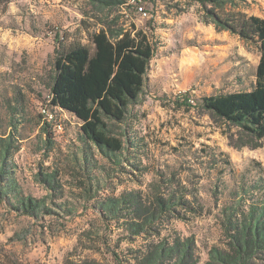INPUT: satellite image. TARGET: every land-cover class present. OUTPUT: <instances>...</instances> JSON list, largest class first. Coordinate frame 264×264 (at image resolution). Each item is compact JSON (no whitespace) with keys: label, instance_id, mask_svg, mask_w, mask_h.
I'll use <instances>...</instances> for the list:
<instances>
[{"label":"rangeland","instance_id":"rangeland-1","mask_svg":"<svg viewBox=\"0 0 264 264\" xmlns=\"http://www.w3.org/2000/svg\"><path fill=\"white\" fill-rule=\"evenodd\" d=\"M142 4L147 19L131 7L101 12L84 0L0 2V134L13 132L19 140L20 149L12 161L23 193L45 200L51 210L36 219L0 201V264H80L86 259L113 264L104 247L102 253L82 248L88 242L80 239L81 232L90 224H99L93 204L125 190L144 191L154 180L155 170L175 172L189 182V188L197 189L203 215L187 223L172 222L161 236L171 230L181 237L192 236L198 264H204L212 247L223 246L220 213L231 203L232 194L242 189L251 202L252 194L255 200L256 194L264 193V139L256 149H236L229 139L235 130L228 131L200 108L203 97L252 90L259 49L205 23L195 3L147 0ZM235 9L264 18V0L238 2ZM132 28L146 33L156 52L139 99L128 107L124 122L111 124L124 143L118 158L130 160L128 164L123 160L122 167L128 171L132 163L146 167L141 175L135 172L129 176L102 159L94 146L89 153L81 140V122L50 107L49 85L56 49L77 42L92 50L93 32ZM184 96L189 109L176 102ZM45 106L62 125L61 131L49 129L54 144L48 153L40 117ZM84 158H93L87 171L82 170ZM99 164L110 170L108 177L96 169ZM40 166L59 172L62 199L51 203L49 192L35 180ZM81 174L90 177L93 200L83 201L74 195L78 189L73 177L78 180ZM60 203L74 212L64 215L57 207ZM99 232L107 248L115 249L120 257L128 247L141 244L139 239L131 245L122 242L116 249L119 233L111 227H99Z\"/></svg>","mask_w":264,"mask_h":264},{"label":"trees","instance_id":"trees-1","mask_svg":"<svg viewBox=\"0 0 264 264\" xmlns=\"http://www.w3.org/2000/svg\"><path fill=\"white\" fill-rule=\"evenodd\" d=\"M84 1L101 12L126 7V0ZM185 1L197 4L205 23L212 24L217 31L228 32L259 49L252 90L200 100V108L215 122H220L228 131L235 130L229 136L232 147L256 149L264 139V18L249 16L235 9L238 2L247 0ZM90 41L92 50L76 42L54 51L53 77L49 85L50 107L68 112L81 122V140L90 154V146H94L102 159L118 167L122 173L132 176L138 172L141 175L146 167L139 163L129 164L132 167L129 171L122 167L123 160L127 164L130 160L118 158L125 149L124 143L114 133L111 124L124 122L128 107L139 99L156 46L146 33L135 28L125 31L100 29L90 35ZM176 102L191 108L186 96ZM40 117L45 134V152L48 153L54 144L53 132L49 129H55V125L61 122L55 118L48 123L43 116ZM19 149V140L13 132L0 134V201H6L14 211L24 216L37 219L42 214H51L45 200L25 195L15 178L17 167L12 156ZM92 161L93 158H84L82 170L87 171ZM95 167L108 177L110 170L106 166L99 164ZM154 175V180L144 191L125 190L96 200L93 209L98 214L99 224H90L81 232L80 239L83 237L88 242V245H82L83 249L102 253L101 247H104L113 264L199 263L197 245L192 236L181 237L174 230L165 237L161 236L172 222L187 223L203 215L204 208L199 202L197 189L189 188V182L182 181L175 172L155 170ZM80 177H76L78 180L73 177L74 187L78 189L75 197L83 201L93 200L94 186L90 177L85 179L82 174ZM34 178L49 192L51 203L63 198L64 189L57 170L40 166ZM256 195L257 199L254 200L252 194L249 202L242 189L232 194L231 203L220 213L223 246L212 247L204 264H264V193ZM57 207L64 215L74 212L62 203ZM99 227H111L119 233L116 249L122 242L131 245L139 239L141 244L136 248L128 247L120 257L115 249L107 248ZM80 243L84 242L80 240ZM80 264L109 263L105 259L102 262L86 259Z\"/></svg>","mask_w":264,"mask_h":264},{"label":"built area","instance_id":"built-area-1","mask_svg":"<svg viewBox=\"0 0 264 264\" xmlns=\"http://www.w3.org/2000/svg\"><path fill=\"white\" fill-rule=\"evenodd\" d=\"M142 2H144L143 0H126V7H131L135 10V12L137 14H139L142 18L147 19L149 18V14L147 12V10L144 8ZM57 110V108H55ZM41 113L43 114V120H45L46 122L50 123L52 121H55L54 115L52 113L49 112L48 107H44L41 110ZM55 129L57 131H61L62 130V125L61 123L56 124L55 125Z\"/></svg>","mask_w":264,"mask_h":264}]
</instances>
